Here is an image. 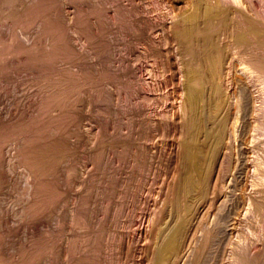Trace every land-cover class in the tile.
Segmentation results:
<instances>
[{
  "label": "rangeland",
  "instance_id": "374dc122",
  "mask_svg": "<svg viewBox=\"0 0 264 264\" xmlns=\"http://www.w3.org/2000/svg\"><path fill=\"white\" fill-rule=\"evenodd\" d=\"M5 9L0 264L89 255L91 264H264V64L247 28L264 30V0H18ZM53 20L63 40L46 27ZM186 27L201 30L196 41L181 38ZM59 44L69 50L52 58ZM188 88L199 89L194 104ZM56 139L66 149L33 158ZM188 148L200 168H188ZM185 179L193 185L181 195ZM52 183L56 194L43 187Z\"/></svg>",
  "mask_w": 264,
  "mask_h": 264
},
{
  "label": "bare ground",
  "instance_id": "6f19581e",
  "mask_svg": "<svg viewBox=\"0 0 264 264\" xmlns=\"http://www.w3.org/2000/svg\"><path fill=\"white\" fill-rule=\"evenodd\" d=\"M18 0H0V8L3 10H6L5 9V6H7V8H8V6L9 5H11V4H13V3H16ZM20 1V0H19ZM19 3V2H18ZM17 5V4H16ZM14 6V5H13ZM11 7V6H10ZM45 8V7H44ZM0 9V10H1ZM11 10H12V8H10ZM19 9V8H18ZM194 9H195V7H194ZM3 10V11H4ZM9 10V9H8ZM3 11H1V12H3ZM12 11H17V8L15 9H13ZM27 11V10H26ZM124 11V10H123ZM1 12H0V18H2L3 17V15H1ZM4 13V12H3ZM206 13V12H205ZM6 15H8V13H6ZM11 15H12V12H11ZM10 15V16H11ZM13 15H16L17 16V13H13ZM12 15V17H14ZM85 15H86V13H85ZM80 16V15H79ZM15 18V17H14ZM13 18V19H14ZM131 18V17H130ZM224 18V20H223V23H225V17H223ZM222 18V19H223ZM91 19V18H90ZM4 20V19H3ZM7 20V19H6ZM5 20V21H6ZM124 20V19H123ZM191 20V19H190ZM221 20V19H220ZM14 21H16L15 19H14ZM222 21V20H221ZM258 21V20H257ZM3 22V21H2ZM88 22V21H87ZM219 22V21H218ZM252 22V21H251ZM15 23H17V21L15 22ZM49 24L46 26V27H49V29L51 30V32L50 33H53L52 35L54 36V38H55V40L56 41H59V40H63V37L65 36L64 35V31H63V29H61V28H59L60 27V24H59V22L57 23V21L56 20H53V22L52 23H50V22H48ZM248 23V22H247ZM250 23V22H249ZM259 23V22H258ZM256 21L255 22H252V23H250V25L247 27L248 28V30H250V34H252V42H254V44H256V52L258 51V49L260 50V55H259V53H257V54H255L256 55V57H258L257 58V60L256 61H258V59H261V61L260 62H262V64H264V52H263V50H264V36L261 38L260 37V32H264V30H259L260 29V27L262 26V25H260L259 26V24H258ZM245 24V23H244ZM263 24V23H262ZM124 25V24H123ZM193 25H194V23H193ZM204 25H206V24H204ZM247 25V24H246ZM88 26V25H87ZM86 26V27H87ZM99 26V25H98ZM189 26V25H188ZM207 26V25H206ZM222 26H223V24H222ZM13 27H14V25H13ZM184 27V26H183ZM196 27V26H195ZM205 27V26H204ZM210 26L208 25V27H205L204 28V31L203 32H201V33H203L204 35H206V33H208L207 34V36H203L204 37V39H206V38H208L209 36H210V34H213V31H212V29L211 28H209ZM212 27V26H211ZM227 27V26H226ZM243 27H245V26H243ZM1 28V27H0ZM103 28V27H102ZM101 28V29H102ZM217 28V27H216ZM246 28V29H247ZM48 31H50L48 28H46ZM244 29V28H243ZM263 29V28H262ZM11 30V29H10ZM46 30V31H47ZM216 30V29H215ZM235 30V29H234ZM233 30V31H234ZM47 31V32H48ZM98 31V30H97ZM103 31H104V28H103ZM198 31H201V30H198ZM196 32V28H192V27H186V28H183V29H181V30H179V32H180V34H181V38H183V39H185L187 42H193L194 40H195V36H196V33H198V34H200V32ZM241 31V30H240ZM238 32V31H237ZM236 32V33H237ZM262 32V33H263ZM86 33V32H85ZM103 33V32H102ZM244 33V32H243ZM87 34V33H86ZM89 34H91V33H89ZM94 34V33H93ZM99 34V33H98ZM143 34V33H142ZM198 34H197V36H198ZM2 32H1V29H0V47L2 46L1 44H2V42H5L4 40H2ZM14 35V34H13ZM16 35V34H15ZM88 35V34H87ZM209 35V36H208ZM249 35V34H248ZM262 35V34H261ZM263 35H264V33H263ZM90 36V35H89ZM88 36V37H89ZM196 36V37H197ZM211 36H213V35H211ZM15 37V36H14ZM13 37V38H14ZM66 37V36H65ZM199 37V36H198ZM202 37V38H203ZM241 37V36H240ZM16 38V37H15ZM179 38V37H178ZM211 38V37H210ZM250 38V37H249ZM13 40H15V39H13ZM89 40V39H88ZM184 40V41H185ZM11 41V40H10ZM128 41V40H127ZM196 41V40H195ZM210 40H208L207 42H209ZM203 42V41H202ZM211 42V41H210ZM243 42V41H242ZM100 43H101V41H100ZM195 43V42H194ZM6 44V43H5ZM8 44V43H7ZM13 44V43H12ZM15 44V43H14ZM19 43H17V46H19L18 45ZM66 44V43H65ZM102 44V43H101ZM202 44V43H201ZM208 44V43H207ZM60 45V47H61V45L62 44H59ZM210 45H212V44H210ZM7 46H9V45H7ZM6 46V47H7ZM100 46V45H99ZM109 46V45H108ZM208 46V45H207ZM4 47V46H3ZM10 47V46H9ZM13 47V46H12ZM11 47V48H12ZM15 47V46H14ZM13 47V48H14ZM58 48L57 47V49L55 50V51H53L52 52V58L53 57H55L56 58V56L60 53V50L61 49H63V50H69L68 49V45H65V46H63V47H61V48ZM103 49H105V47H102ZM191 48V47H190ZM194 48V47H193ZM206 48V47H205ZM210 48V47H209ZM209 48H207V49H209ZM216 48V47H215ZM4 49V51L2 50V47L0 48V53L3 51V54L5 53V48H3ZM17 49V48H16ZM108 49V48H107ZM199 49V48H198ZM2 50V51H1ZM13 50H15V49H13ZM18 50H19V47H18ZM206 50V49H205ZM215 50V49H214ZM66 51V52H67ZM104 51V50H103ZM189 51V50H188ZM217 51V50H216ZM215 51V52H216ZM62 52V51H61ZM65 52V51H64ZM100 53V52H99ZM255 53V52H254ZM2 54V53H1ZM14 54V53H13ZM65 54V53H64ZM36 55V54H35ZM258 55V56H257ZM4 56V55H3ZM2 56V57H3ZM32 56H34V55H32ZM71 56V55H70ZM218 56V52H217V55L215 56V54H214V51L212 50V49H210V50H208L207 52H206V55H205V61L206 62H208L209 64L211 63L212 65H214V63H215V58ZM1 57V58H2ZM35 57V56H34ZM33 57V59H31V60H34L35 61V59L38 57H35L34 58ZM40 57V56H39ZM255 57V56H254ZM1 58H0V71H2L3 69H5L4 68V65H5V63H3V61H4V59L2 58V60L3 61H1ZM203 59V58H202ZM15 60V59H14ZM38 60V59H37ZM53 60V59H52ZM102 60V59H101ZM198 60V59H197ZM6 61V60H5ZM110 62V61H109ZM259 62V61H258ZM257 62V63H258ZM55 63V62H54ZM198 63V62H197ZM202 63V62H201ZM207 63V64H208ZM210 64V65H211ZM259 64H261V63H259ZM8 65V64H7ZM9 66V65H8ZM8 66H5V67H7V68H9ZM203 66V65H202ZM261 66V65H260ZM263 66V65H262ZM262 66H261V68H262ZM56 67V66H55ZM213 67V66H212ZM258 68V67H257ZM112 69V68H111ZM7 69H5V71H6ZM55 70V69H54ZM198 70V69H197ZM4 71V72H5ZM191 71V70H190ZM51 72V71H50ZM86 72V71H85ZM3 73V72H2ZM82 73H83V71H82ZM104 73L105 72H103V75H104ZM198 73H199V71H198ZM0 74H1V72H0ZM84 74V73H83ZM207 74V73H206ZM3 75V74H2ZM2 75H0V77L2 76ZM102 75V76H103ZM197 75V74H196ZM199 75V74H198ZM194 76V75H193ZM213 76V75H212ZM90 77V76H89ZM71 78V77H70ZM84 78H85V76H84ZM103 78V77H102ZM196 78V77H195ZM87 79V77L85 78V80ZM205 79V78H204ZM72 80V79H71ZM189 80V79H188ZM68 81V80H67ZM72 81H75V80H72ZM78 81V80H77ZM99 81V80H98ZM208 81V80H207ZM76 82V81H75ZM196 82H198V81H196ZM55 83H56V80H55ZM74 83V82H73ZM189 83H191V82H189ZM69 84V83H68ZM201 81L199 82V85L201 86ZM204 84H206V83H204ZM204 84H203V87H204ZM211 84V83H210ZM55 85H57V83L55 84ZM74 85H76V84H73L72 86H74ZM116 85V84H115ZM193 85V83L191 84V86ZM190 86V87H191ZM195 86V85H194ZM100 87V86H99ZM196 88H198V86H195ZM202 87V88H203ZM189 89V88H188ZM199 89H200V87H199ZM199 89H194V88H191V90L189 89L188 90V92H189V96H188V102H190V104H194V102L197 100V98H198V96L200 95V92H198V90ZM186 90V89H185ZM203 90H204V88H203ZM68 91V90H67ZM201 91V90H200ZM103 95V94H102ZM56 96V95H55ZM66 96V95H65ZM55 98V97H54ZM100 98V97H99ZM200 98V97H199ZM58 99H60L59 98V96H58ZM57 99V100H58ZM56 100V101H57ZM61 101V100H60ZM59 101V102H60ZM63 101V100H62ZM198 101V100H197ZM56 104L58 105V103L56 102ZM194 107V106H193ZM59 108V107H58ZM194 122V121H193ZM195 122H196V120H195ZM194 122V123H195ZM194 123H193V125H194ZM197 123V122H196ZM193 125H192V127H193ZM198 126V125H197ZM195 127H196V124H195ZM197 128V127H196ZM61 138V137H60ZM60 140V139H59ZM64 140V139H63ZM64 144H66L64 141H63V144H62V141H57V139H56V142L54 141L51 145H49L48 146V150H46L47 148H43V147H39L40 149L39 150H36L35 151V154H34V157L33 158H35L36 160H38V161H40L41 159H43L44 160V157L45 156H47L48 157V152H51V154H55L57 151H59V150H61L63 147H65L64 146ZM191 145V144H190ZM34 146V145H33ZM193 146H195V145H193ZM32 148V146L31 145H28V148L29 149H31ZM190 147V146H189ZM38 148V147H37ZM190 148H192V146L190 147ZM27 149V148H26ZM63 149H66V148H63ZM195 149V148H194ZM188 150V152H187V159H188V163H189V165H188V168H191V169H193V168H198L199 167V157L200 156H197L198 154H194V152H192V150L190 151V149L188 148L187 149ZM32 151H34V150H30V152H32ZM25 153H28V155H30L31 156V154H29L30 152L28 151V152H26V151H24ZM34 153V152H33ZM204 156V155H203ZM52 161V160H51ZM34 160H33V164H34ZM41 162V161H40ZM42 162H44V161H42ZM47 162V158H46V161H45V163ZM53 162V161H52ZM123 163V162H122ZM39 164V163H38ZM42 164V163H41ZM44 164V163H43ZM55 164V163H54ZM35 165L37 166V163H35ZM46 165H48V164H46ZM201 165V164H200ZM42 166H44V165H42ZM41 166V167H42ZM49 166V165H48ZM47 166V167H48ZM39 167V166H38ZM47 167H46V169H47ZM51 167H53V168H51L50 169V166L48 167L50 170H54V166H51ZM45 168V167H44ZM44 168H40V169H44ZM57 168V167H56ZM200 168V167H199ZM52 170V171H53ZM190 170V169H189ZM45 171V170H44ZM47 171V170H46ZM45 171V172H46ZM188 171V170H187ZM194 171V170H193ZM192 171V172H193ZM43 172V171H42ZM190 172V171H189ZM47 173V172H46ZM199 173V172H198ZM47 174H49V172L47 173ZM51 174V173H50ZM187 174H188V172H187ZM191 175V174H190ZM189 175V176H190ZM200 175V174H199ZM187 176V175H186ZM196 176V175H195ZM102 177V176H101ZM190 177H192V176H190ZM184 178V177H183ZM200 178V177H199ZM192 179H194L193 177H192ZM198 179V178H197ZM186 180V179H185ZM196 180V179H195ZM199 180V179H198ZM183 182V181H182ZM181 182V183H182ZM198 182V181H197ZM56 183V182H55ZM49 184V183H48ZM48 184H46V187L45 186H43L44 188H46L47 189V187H48V189H50V192H55L54 190H56L57 188H55L54 189V183H52V184H50L49 186H47ZM191 185H193L192 184V182H191V180L189 181L188 179L186 180V181H184V184H183V186H182V192H180V194L181 195H183V194H186V191L191 187ZM180 186V185H179ZM42 187V186H41ZM55 187H56V185H55ZM41 189V188H40ZM43 189V188H42ZM46 189H43V190H41V192H43L44 190H46ZM181 189V188H180ZM180 189H178V191L180 190ZM49 191V190H48ZM188 192V191H187ZM178 194H179V192H177ZM54 194H56V193H54ZM175 194V193H174ZM173 194V196H175ZM178 194H177V197H178V199L180 200V198H179V196H178ZM51 196H52V194H50ZM188 195V194H187ZM50 196V197H51ZM55 197H56V195H54ZM170 197V196H169ZM172 197V196H171ZM176 197V198H177ZM52 198V197H51ZM175 198V197H174ZM173 198V199H174ZM172 199V198H171ZM172 199V200H173ZM179 200H178V202H179ZM183 200V199H182ZM84 201V200H83ZM174 201H176V200H174ZM184 201V200H183ZM178 202H176V203H178ZM182 202V201H181ZM182 204V203H181ZM84 205V204H83ZM82 206V205H81ZM80 206V207H81ZM186 207V206H185ZM83 208V207H82ZM107 209V208H106ZM82 210V209H81ZM84 210V209H83ZM120 211V210H119ZM105 212V211H104ZM88 214V213H87ZM77 216V215H76ZM81 219V218H80ZM74 221V220H73ZM85 221V220H84ZM105 221V220H104ZM76 222V221H75ZM182 222V221H181ZM58 224V223H57ZM120 228V227H119ZM178 228V227H177ZM89 229V228H88ZM56 233V232H55ZM178 234H180L179 233V229L178 230H174L173 232H172V234H170V236L163 242V244L161 245V247H160V249H159V251H158V255H157V257H156V260L157 261H159V260H161V258L162 257H164V258H162V259H165V256L164 255H166L167 254V251H169V250H171L172 248H175V246H174V244H175V242H176V238L178 237ZM98 237V236H97ZM154 237V236H153ZM156 239V238H155ZM208 238H206V240H207ZM211 239H212V237L211 236H209V240L211 241ZM94 240V239H93ZM206 240H205V243H206ZM207 241L208 243H210V241ZM77 241V240H76ZM177 243V242H176ZM205 243H203L204 245H205ZM98 245H99V243H98ZM204 245H202L201 247H203ZM207 245H209V244H207ZM206 246V245H205ZM77 248V247H76ZM98 248V247H97ZM204 248V247H203ZM78 249H80V248H78ZM92 249V248H91ZM94 249H96V248H94ZM200 249V247L199 248H197V254H198V252H200L201 250H199ZM241 249V248H240ZM74 251L76 250L75 248L73 249ZM73 250H70L69 249V251L71 252H73ZM83 250V249H82ZM100 250H101V248H100ZM78 251V250H77ZM90 251V253L92 254V253H94V252H99L98 251V249H96V251L94 250L93 252H91V250H89ZM215 251V250H214ZM203 252H204V249H203ZM203 252H202V255H203ZM74 253V252H73ZM166 253V254H165ZM209 253V252H208ZM217 253V252H216ZM75 254V253H74ZM77 254V253H76ZM95 254V253H94ZM93 254V255H94ZM197 254H195V255H197ZM95 255H97V254H95ZM91 255H89L88 257H90ZM168 256V255H167ZM239 256H241V255H239ZM247 256V255H246ZM82 257V256H81ZM88 257L86 258V260L84 259V256H83V259H84V262L85 261H88L89 259H92V258H89L88 259ZM95 256H93V258H94ZM98 257V256H97ZM97 257H96V259H97ZM198 257H200V256H197V258ZM242 258L240 259V262L238 261L236 264H254L255 263V261L252 259H249V258H245V256H241ZM244 257V258H243ZM259 257H260V255H259ZM196 258V257H195ZM201 258V257H200ZM202 259V258H201ZM201 259H199V260H201ZM95 260V259H94ZM237 260V259H236ZM235 260V261H236ZM78 261V260H77ZM81 261H83V260H81ZM90 261V260H89ZM92 261V260H91ZM90 261V263L89 264H91L92 262ZM96 261V260H95ZM197 261V260H196ZM195 261V262H196ZM84 262H83V264H84ZM199 262V261H198ZM204 262V261H203ZM254 262V263H253ZM94 263H96V262H94ZM97 263H98V260H97ZM261 263V262H260ZM79 264V263H78ZM157 264H159V263H157ZM193 264H204V263H193ZM215 264V263H214ZM257 264V263H256Z\"/></svg>",
  "mask_w": 264,
  "mask_h": 264
}]
</instances>
